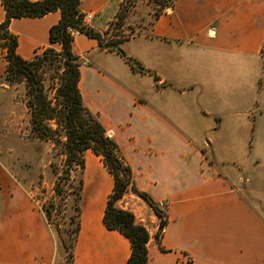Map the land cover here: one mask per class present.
<instances>
[{"label": "crops", "instance_id": "crops-1", "mask_svg": "<svg viewBox=\"0 0 264 264\" xmlns=\"http://www.w3.org/2000/svg\"><path fill=\"white\" fill-rule=\"evenodd\" d=\"M127 2L81 0L80 10L95 15L89 27L103 36ZM5 18L0 0V23ZM59 19V11L13 19L10 31L18 39L19 56L31 60L47 49L49 30ZM136 19L135 35L120 48L136 40L149 42L136 57L125 54L144 71L82 34L75 37L74 52L82 65L96 52L124 62L109 68L81 65L79 88L120 145L137 188L159 207L164 205L167 225L158 244V216L151 206L132 192L119 203L149 230V264H264V159L247 163L260 170L259 177L225 174L209 155L212 139L201 137L216 131V123L217 132L222 128L217 115L221 98L215 92L219 79L226 83L231 75L221 78L219 68L229 72L226 63L234 58L253 61L264 56V0H175L148 25L145 17ZM190 74L202 81L187 84ZM193 86L200 87L196 94ZM87 153L95 159L85 171L74 264H126L129 240L103 223L113 178L100 157ZM4 178L0 264H55L59 241L43 211L25 190Z\"/></svg>", "mask_w": 264, "mask_h": 264}, {"label": "trees", "instance_id": "trees-1", "mask_svg": "<svg viewBox=\"0 0 264 264\" xmlns=\"http://www.w3.org/2000/svg\"><path fill=\"white\" fill-rule=\"evenodd\" d=\"M172 1L162 0L159 5L165 9L171 6ZM1 2L6 13L5 21L0 23V46L6 50L7 61L3 79L9 85L26 82L30 139L51 146L49 168L55 178L54 192L61 200L74 199L72 205L68 206L69 213H66L64 225L58 218L61 209L56 208L61 207V203L54 205L52 202L43 209L47 224L54 228L59 240V251H63L67 264H74L81 229L86 154L91 151L101 158L114 182L103 215L104 225L129 240L131 254L126 264H149V230L137 221L132 211L122 209L119 203L127 193L132 192L163 218L155 234L158 244L167 225L166 214L148 194L137 188L120 145L101 122L99 115L86 105L79 88L82 61L74 52L75 37L69 29H75L82 35L89 33V38H96L103 50L117 52L135 70L141 72L143 68L135 60L126 58L120 48L125 41H106L84 25L81 0ZM57 11L60 12V19L49 30V47L31 60L22 59L17 53L18 39L10 31L12 20L42 18ZM39 150L38 147V153ZM40 156L38 154L34 159Z\"/></svg>", "mask_w": 264, "mask_h": 264}, {"label": "rangeland", "instance_id": "rangeland-1", "mask_svg": "<svg viewBox=\"0 0 264 264\" xmlns=\"http://www.w3.org/2000/svg\"><path fill=\"white\" fill-rule=\"evenodd\" d=\"M160 2L162 0H128L123 5L120 18L110 24L103 37L106 41L107 39L110 41L129 40L135 35V28L138 25L136 18L145 17L148 25L164 11L159 5ZM122 22L124 28L121 27ZM148 45L147 41L136 40L128 42L122 49L124 54L136 57L138 52ZM221 55L223 54H217V56ZM234 59L226 63L230 66L229 72L219 68L221 78L227 73L231 75V79L226 83L225 80L219 79L215 92L216 95L218 92L221 98L219 103L221 109L217 115L222 128L217 132L218 123H216L214 129L216 131L204 133L201 137L206 138L207 136L210 137L209 140L212 139L209 155L217 159L225 174L254 178L259 177L260 170L252 166L248 167V161L256 157L264 159V56L253 61ZM90 63L101 64L108 68L110 64H124L117 56L99 52L88 56L87 63L82 67L85 69ZM6 65V50L0 46V195L2 189L7 187L6 181L8 180L4 178L6 176L13 185L25 190L34 204L42 211L52 202L54 205L61 203L62 208H56L61 209V215L58 218L64 225L67 221L66 213H69L68 206L72 205L74 199L64 201L56 196L55 178L51 175L49 168L51 146L30 139V113L26 107V82L7 84L3 79ZM130 80L133 81V79ZM195 80L202 81L195 74H190L185 82L191 84ZM197 89L200 87L193 86V94H196ZM191 95L192 93L189 94ZM214 121H216L215 118ZM38 154L41 156L34 159V156ZM92 159H95L94 155H86V167L89 166V170L92 169ZM88 189L91 190V187H87ZM81 205L83 206V201ZM162 219L158 216L157 224H160ZM52 230L55 232L54 228ZM187 261L190 262L189 259ZM55 264H67L62 250L59 251Z\"/></svg>", "mask_w": 264, "mask_h": 264}, {"label": "built area", "instance_id": "built-area-1", "mask_svg": "<svg viewBox=\"0 0 264 264\" xmlns=\"http://www.w3.org/2000/svg\"><path fill=\"white\" fill-rule=\"evenodd\" d=\"M94 14L93 13H88L86 15H84V18H83V23L84 25L88 26L89 27V23L93 20L94 18ZM69 32L74 36V37H77L78 35H81L79 31L75 30V29H72L70 28L69 29ZM109 39H107L108 41ZM160 209H163L164 208V205L160 204Z\"/></svg>", "mask_w": 264, "mask_h": 264}, {"label": "water", "instance_id": "water-1", "mask_svg": "<svg viewBox=\"0 0 264 264\" xmlns=\"http://www.w3.org/2000/svg\"><path fill=\"white\" fill-rule=\"evenodd\" d=\"M85 36H86V37H89V36H90V34H89V33H86V34H85Z\"/></svg>", "mask_w": 264, "mask_h": 264}]
</instances>
